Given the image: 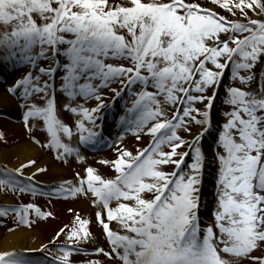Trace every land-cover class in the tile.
<instances>
[{
	"label": "snow or ice",
	"instance_id": "snow-or-ice-1",
	"mask_svg": "<svg viewBox=\"0 0 264 264\" xmlns=\"http://www.w3.org/2000/svg\"><path fill=\"white\" fill-rule=\"evenodd\" d=\"M210 2L212 8L187 0H126L122 4L109 0H0V23L11 27L0 37V65L22 62L34 71L41 59L55 62V67L40 68L35 78L28 72L6 90L19 101L26 128L31 131L32 120L42 121L47 138L41 142L30 134L33 144L53 152V159L61 163L67 164L69 157L83 162L80 146L107 143L106 116L101 109L115 105L104 104L98 92L114 81L135 96L114 126L131 131L137 140L141 135L151 137L148 147L135 156L117 147L115 160L99 161L114 169V179H104L88 166L83 175L75 174V182L48 186L36 180L48 168L39 166L35 158L15 168L0 166V189L5 191L49 198L93 197L90 206L99 209L96 222L111 248L95 249L88 253L95 258L83 264H105L101 257L119 259L121 264H237L244 260L264 264V255H253L264 246V86L258 90L226 88L224 103L231 111L225 113L227 119L215 144L223 150L214 152L219 165L215 224L200 227L205 166L201 141L211 131V109L219 88L229 68V78L247 86L256 79V67L264 64V0ZM248 11L257 18H249ZM237 12L247 22H241ZM37 46L40 50L33 54ZM61 57L66 59L63 64ZM108 60L121 63L117 66ZM260 74L264 76V70ZM41 76L49 78L42 86L38 83ZM82 79L88 82L79 83ZM93 80L100 83L94 85ZM133 88L139 90L133 92ZM209 89L210 96L206 95ZM58 91L70 100L80 96L97 101L93 108L65 105L66 111L82 117L75 122L76 147L62 139L74 133L57 118ZM111 91L114 100L122 96V91ZM36 97H40L39 103L32 102ZM166 107L175 110L169 115ZM85 120L91 127H85ZM193 125L202 131L193 133ZM180 131L191 139H184ZM0 141L7 142L2 133ZM168 165L174 166L171 173L162 170ZM32 168L35 171L25 175ZM147 195L151 198H145ZM8 208L14 212L15 223L9 232L30 228L36 222L30 219L31 213L37 219L51 215L29 202L0 209V217H6ZM114 221L126 234L111 230ZM90 223L77 213L70 224L41 245L39 258L0 250V264H73V252H85L77 245L91 235ZM61 239L68 243H58ZM50 248L56 249V255H47Z\"/></svg>",
	"mask_w": 264,
	"mask_h": 264
},
{
	"label": "rangeland",
	"instance_id": "rangeland-1",
	"mask_svg": "<svg viewBox=\"0 0 264 264\" xmlns=\"http://www.w3.org/2000/svg\"><path fill=\"white\" fill-rule=\"evenodd\" d=\"M187 2H194L200 4L204 8H212L213 5L211 4L210 0H187ZM109 3L111 4H122L126 3V0H109ZM216 11H218L221 15L228 16L227 12L221 11L220 9L216 8ZM34 18L37 20L38 23L42 22L40 21V18L33 14ZM248 17L255 19L257 18L255 14L252 11H248ZM229 19H232L231 16H228ZM237 18L241 22H247L244 17L240 15L239 12H237ZM11 31V27H5L2 23H0V37H2V34L5 32ZM39 46H37L33 54H36L39 52ZM62 64L66 62V59L64 57L60 58ZM107 63H112L114 65H119L121 61L117 60H108ZM127 66V65H126ZM50 67H55V62L51 59H41L37 63L36 69L33 71L32 66L30 64L25 65L22 62H10L6 66L0 65V72L2 73V77H0V89H3L7 93V89L14 85L15 82L21 78V76L27 74L28 72L33 73V77L39 75V69L45 68L48 69ZM261 70H264V64H260L256 67L255 73H256V79L258 78L259 81H264V76H261ZM231 69H228V72L226 73L223 83L219 88V93L214 101L213 107L211 109V115L212 110H215V117H216V124L212 123L215 127L213 130H211L209 134H205V136L211 137V140H208L209 143V149L212 153L213 159L211 161L210 167L208 168L207 172L205 171L204 167V175H203V181L205 179V174L207 173L209 182V191L206 194V197L208 199L207 207L208 212L203 214L200 213V227H209L215 224L213 213L217 209V200H216V186H215V180H216V174L217 169L219 167L218 162L216 161L214 157V152L219 151L223 153V150L221 148H216V140H217V134L220 131V126L226 122L227 117L225 116V113L231 111V106L224 103L226 98V88L229 86H235V87H242L245 88V90H256L255 89V83L254 81L251 82L249 85L244 86L240 85L239 81L233 82L230 77ZM62 73H59L57 75V81H59V75ZM258 76V77H257ZM49 79L48 77L41 76L39 80V85H43L44 81ZM88 81L80 80L79 83L83 84ZM92 84L96 85L99 84L100 81L93 80L90 81ZM57 89L60 88V83L58 82L56 84ZM112 88L117 89L118 91H122V96L117 99H113V93L111 91ZM23 89H21L22 91ZM139 89L133 88V92L138 91ZM151 91L152 89H148ZM8 94V93H7ZM98 94L103 98L102 102L107 105H115V107H112L110 110L101 109V112L105 114V131H104V139L107 141L105 144H99V145H87V146H80V154L82 157L85 158V160L81 163H78L75 157H69V162L67 164L61 163L59 161H56L53 159L54 153L49 152L47 150L40 149L39 145H35L42 154L48 156L51 160L55 161L56 164H58L64 171L62 172H49L46 171L43 175H41V179L46 180L47 182H40L41 185H48L50 186L53 183H59L61 181H69V182H75L76 180V173H80L83 175V169L85 167L91 166L93 167L97 174H99L104 179H114L117 173L114 171V169L110 165H105L99 163L101 160H107L112 161L115 160L118 153H117V147L121 149H126L127 151L131 152L133 156L137 154L138 150H143L144 148L148 147V145L151 143V137L148 135H141L140 139L137 140L136 137L132 134L131 131L124 132L121 129V126L116 124L114 126V121L119 119V116L125 114V108L132 106V101L135 99L134 95H129V92L127 90L122 89V84L120 81H114L110 83L108 87H102L99 89ZM206 95H212V89H209L206 93ZM9 97H11L15 103L13 108L17 110V114L14 115V117L9 118L7 114H5V111L2 107H0V133L3 134V136L6 138V143L3 141H0V149L4 148H12L15 144H19L23 141H30V134L34 136L36 139L40 140L41 142H45L47 138V133L44 128V125L42 121L38 120H32L30 121L32 128L31 131L29 128H26L25 123L21 119V110L17 107V104L19 101L15 97H12L8 94ZM32 102L39 103L40 97H36ZM56 102H57V118L64 124L68 125L74 135L71 138L68 137H62L64 143H69L71 146L76 147L79 142V135L76 134L77 130L75 127V122L77 120L82 119L80 115L74 114L71 111L65 110V105H70L71 107H77L83 106L86 108H93L96 106L97 101L94 98L86 99L84 97L77 96L74 100H70L66 95L60 93L59 91L56 94ZM197 107H203V105H197ZM165 110L171 114L175 109L171 107H166ZM129 118H134V116H130ZM11 121L12 126L8 127L5 124V121ZM85 127H91L89 123L85 120ZM196 128H200L199 126L193 125L192 131ZM202 131V130H201ZM214 133V134H212ZM179 134L184 139H189L190 136L180 131ZM204 136V137H205ZM118 137H122V139H118ZM201 141V146H202ZM32 143V142H31ZM167 150V149H165ZM187 151V149H184ZM191 162V158L189 157L187 159V163ZM5 164H0V166H3ZM9 167V166H7ZM10 168V167H9ZM166 173H171L174 171L173 165H168L163 167L162 169ZM185 171H187V168L185 167ZM25 175H27L25 173ZM204 184V182H203ZM203 184H202V195H203ZM202 195H201V201H202ZM0 196H3L4 198L7 197L11 200V202H4L0 203V209H3L7 206H13V207H19L24 204H27L29 202L35 204L40 208V210L48 214L50 213V216H47V218H40L37 219L35 216V213L30 214V219L36 220V222L30 227L26 228L29 230H32L33 236L32 238L39 240L40 245L36 249H18L17 250H8V251H15L17 253H24L28 254L31 257L39 258L43 254L37 251L42 244L48 243L55 233L63 226L70 224V222L73 220L75 214H79L83 219L90 220V233L91 235L86 241H82L77 246L79 248L83 247L82 249L85 250L84 253L77 254L73 252L71 259L73 264H83L84 261L94 259L95 257L88 255V253L93 252L97 248H103L105 251H109L111 248V245L108 243L106 236L103 234L101 226L96 222L95 213L99 209H97L95 206H90V201L93 199V197L89 196V200H85L83 197L80 198H74V197H68V198H56V199H50L47 196H32L30 194H17L12 193L11 190L5 191L4 189H0ZM145 198H151V195L145 196ZM112 207H115V201L111 204ZM201 208V207H200ZM72 210L71 212L69 210ZM107 222V221H106ZM14 212L12 211V208H8V212L6 217H0V229L3 232H9L8 228H14ZM110 228L114 233L124 235L125 230L118 222H111ZM202 235V234H201ZM217 235L219 233L217 232ZM58 243H68V241L61 239L58 241ZM49 257H52L56 255V249L50 248V251L47 253ZM253 255L255 256H261L264 255V246H261L260 251L253 252ZM100 259H104L105 264H121V261L119 259H112L107 260L106 258L101 257ZM237 264H248L246 260L239 261Z\"/></svg>",
	"mask_w": 264,
	"mask_h": 264
},
{
	"label": "bare ground",
	"instance_id": "bare-ground-1",
	"mask_svg": "<svg viewBox=\"0 0 264 264\" xmlns=\"http://www.w3.org/2000/svg\"><path fill=\"white\" fill-rule=\"evenodd\" d=\"M254 83L255 89L258 90L260 86H264V81L262 82L259 79H255ZM14 100L8 96V94L3 90L0 89V107H2L5 111V114L8 115L9 118L12 119L14 115L17 114V110L13 108L15 103ZM214 124L215 122L212 121ZM5 124L10 127L12 126L11 121H5ZM212 124L211 130L215 127ZM201 128H196L193 133H197L201 131ZM209 134V133H208ZM191 139V138H189ZM203 147L205 152V171L209 170L211 161L213 159L212 153L208 147V136L206 135L203 138ZM35 158L39 162V166H46L49 172H62V169L55 161L51 160L48 156L42 154V152L31 142L23 141L19 144H15L12 148H4L0 149V164H5L10 168L18 167L21 163L26 162L28 159ZM35 169H27L25 173L28 175L31 172H34ZM63 173V172H62ZM207 173L205 174L204 184H203V195L201 201V208L200 213L203 214L205 208H207L208 199L206 194L208 193L210 187ZM37 181L40 182H47L46 180L41 179V175L36 177ZM4 202H11L10 199L7 197L0 196V203ZM32 230L21 228L18 231L14 232H3L0 229V250H17L18 249H36L39 247L40 243L39 240L32 238L33 236Z\"/></svg>",
	"mask_w": 264,
	"mask_h": 264
},
{
	"label": "water",
	"instance_id": "water-1",
	"mask_svg": "<svg viewBox=\"0 0 264 264\" xmlns=\"http://www.w3.org/2000/svg\"><path fill=\"white\" fill-rule=\"evenodd\" d=\"M212 113H213V111H212ZM212 118H213V114H212Z\"/></svg>",
	"mask_w": 264,
	"mask_h": 264
}]
</instances>
